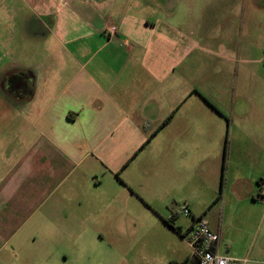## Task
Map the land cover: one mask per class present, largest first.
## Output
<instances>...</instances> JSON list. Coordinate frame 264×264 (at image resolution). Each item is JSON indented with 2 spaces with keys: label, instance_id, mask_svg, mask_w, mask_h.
Returning a JSON list of instances; mask_svg holds the SVG:
<instances>
[{
  "label": "crops",
  "instance_id": "crops-1",
  "mask_svg": "<svg viewBox=\"0 0 264 264\" xmlns=\"http://www.w3.org/2000/svg\"><path fill=\"white\" fill-rule=\"evenodd\" d=\"M171 1L143 13L138 0H0V124L22 141L21 154H6L21 170L0 175V254L10 249L0 264H30L22 231L37 210L30 227L39 264H67L57 243L76 241L77 226L95 242L117 240L135 203L165 219L180 248L204 218L220 254L264 264V78L235 60L207 137L211 109L192 105L190 116L187 64L174 68L172 36L161 32L191 16L168 10ZM81 166L90 186L77 207ZM200 187L211 192L204 207L196 206ZM182 203L194 211L188 228L159 208ZM167 248L168 263L193 264L192 253L177 258Z\"/></svg>",
  "mask_w": 264,
  "mask_h": 264
},
{
  "label": "rangeland",
  "instance_id": "rangeland-1",
  "mask_svg": "<svg viewBox=\"0 0 264 264\" xmlns=\"http://www.w3.org/2000/svg\"><path fill=\"white\" fill-rule=\"evenodd\" d=\"M138 1L139 9L143 13L164 9V0ZM131 9L134 8L131 6ZM167 9L191 14L190 17L180 14L184 17L183 19L182 17L173 19V22L182 24L184 28H180L178 24L172 31L164 28L161 32L169 37L172 36L173 48L169 56L174 60V68H180L182 63L184 67L187 64L188 74L185 77L190 92L188 100L191 107L190 116L193 115L192 105L200 103L207 109H211L207 110L205 120L208 129L207 137H214L218 118L212 112L213 106L218 105L220 97L222 102H227L225 95H221V91L226 88L224 84L227 85L225 74H229V68L234 67L235 60L238 62L239 71L246 72V67H252L254 75L264 78V0H172ZM102 10L105 13V10ZM197 15L201 18L199 19ZM185 21L189 25L199 21V30H197V24L194 23L195 27L187 26ZM244 59H251L252 63L247 64L243 61ZM258 84L264 87L263 82ZM4 100L0 95V106ZM1 116L5 118L7 115L3 113ZM20 137L21 132L17 128L5 130L0 124V175L9 170H21L17 168L21 165L20 158L6 159V154L15 156L21 154ZM81 170L82 166L77 169L79 184L74 193L76 201L74 205L77 207H79L80 197L89 195L87 189L90 186L85 179L80 182L83 178ZM199 191L196 206L204 207L211 200V192L205 187H200ZM159 208L163 214L173 213L177 216V220L185 228L192 224L191 205L182 203L180 208L176 207L173 212L171 209L167 210L164 205H160ZM183 209L188 210L189 215H186ZM40 211L35 212L33 219L26 223L22 231L24 233L29 229V243L23 255L30 258V264H39L37 251H35L39 244L38 238L33 240V236L38 237V234L37 231L33 232L30 225ZM127 213L128 217L121 223L117 240L110 243L95 242L93 235L82 234L81 228L77 226L79 236L76 241L64 239L57 243L61 250L59 255L68 254L67 264H175V262L167 261L171 256V252H167V247L172 246L178 251L177 253L173 251L172 255L177 258H184L182 256L186 252L192 253L190 247L180 248L178 240L170 236L172 232L166 220L157 216L148 205L135 203L129 207ZM62 226L68 229L69 220ZM9 250L6 247L0 254V258L6 256ZM88 255L93 258V263L88 260ZM14 263L20 264V261L14 260Z\"/></svg>",
  "mask_w": 264,
  "mask_h": 264
},
{
  "label": "built area",
  "instance_id": "built-area-1",
  "mask_svg": "<svg viewBox=\"0 0 264 264\" xmlns=\"http://www.w3.org/2000/svg\"><path fill=\"white\" fill-rule=\"evenodd\" d=\"M118 28L109 25L107 33L115 35ZM264 202V197L260 199ZM186 215L189 211L183 209ZM192 251L193 264H246L248 259H237L222 255L217 250L219 235L213 231L204 218L196 219L188 235L185 237Z\"/></svg>",
  "mask_w": 264,
  "mask_h": 264
},
{
  "label": "trees",
  "instance_id": "trees-1",
  "mask_svg": "<svg viewBox=\"0 0 264 264\" xmlns=\"http://www.w3.org/2000/svg\"><path fill=\"white\" fill-rule=\"evenodd\" d=\"M225 142H226V146H227V143H228V130H227V135H226V141H225ZM167 222L170 223V221H167ZM171 227H172V226H171ZM173 228H174L177 232H180V230H181V229L178 228V227H174V226H173Z\"/></svg>",
  "mask_w": 264,
  "mask_h": 264
}]
</instances>
